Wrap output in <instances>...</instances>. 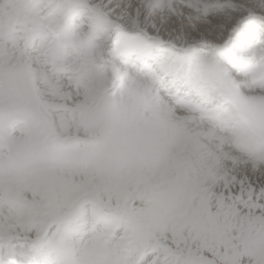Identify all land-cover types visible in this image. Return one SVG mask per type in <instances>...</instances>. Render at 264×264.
Segmentation results:
<instances>
[{"label":"snow or ice","instance_id":"1","mask_svg":"<svg viewBox=\"0 0 264 264\" xmlns=\"http://www.w3.org/2000/svg\"><path fill=\"white\" fill-rule=\"evenodd\" d=\"M0 264H264V0H0Z\"/></svg>","mask_w":264,"mask_h":264}]
</instances>
